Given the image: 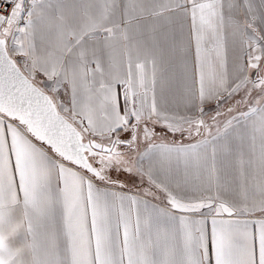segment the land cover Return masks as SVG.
I'll return each mask as SVG.
<instances>
[{"label": "snow or ice", "instance_id": "obj_1", "mask_svg": "<svg viewBox=\"0 0 264 264\" xmlns=\"http://www.w3.org/2000/svg\"><path fill=\"white\" fill-rule=\"evenodd\" d=\"M0 264H264V0H0Z\"/></svg>", "mask_w": 264, "mask_h": 264}]
</instances>
